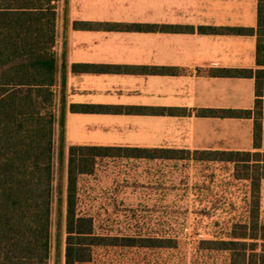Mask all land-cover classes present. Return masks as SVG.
Returning <instances> with one entry per match:
<instances>
[{"label":"crops","instance_id":"1","mask_svg":"<svg viewBox=\"0 0 264 264\" xmlns=\"http://www.w3.org/2000/svg\"><path fill=\"white\" fill-rule=\"evenodd\" d=\"M55 8L54 90L58 97L63 78L66 147L169 151L198 163H221L206 161L209 153H264L263 117L260 145L253 147L254 79L197 74L264 71V55L261 65L255 61L257 0H56ZM209 28L253 34L201 31ZM74 65L96 70L73 72ZM153 69L167 74H152ZM261 103L264 112V80ZM70 105L184 112L84 114L69 112ZM200 110L252 115L201 117Z\"/></svg>","mask_w":264,"mask_h":264},{"label":"trees","instance_id":"2","mask_svg":"<svg viewBox=\"0 0 264 264\" xmlns=\"http://www.w3.org/2000/svg\"><path fill=\"white\" fill-rule=\"evenodd\" d=\"M56 0H0V264H87L93 250L104 247L171 249V238L108 237L94 232L93 220L77 211V182L94 171L97 159H184L158 150L66 147L63 119L64 82L58 97L55 37ZM206 33L252 35V29H201ZM255 61L264 55V0H257ZM94 67L72 66L73 72ZM117 71V68L106 70ZM96 70V69H95ZM152 74H167L153 69ZM175 74V72H168ZM199 76L254 79L253 147L260 145L261 95L264 71L206 69ZM71 113L176 115L172 109L70 105ZM198 116L249 118L250 111L200 110ZM184 155V154H180ZM206 161L241 165L252 175L250 202L242 224L232 226L224 240L200 241V250L225 254L227 264H264V224L259 221L264 153H209ZM65 164V195L55 185V163ZM58 190V191H57ZM64 207L62 213L61 208ZM56 215V219H53ZM54 226V230H53Z\"/></svg>","mask_w":264,"mask_h":264},{"label":"rangeland","instance_id":"3","mask_svg":"<svg viewBox=\"0 0 264 264\" xmlns=\"http://www.w3.org/2000/svg\"><path fill=\"white\" fill-rule=\"evenodd\" d=\"M177 157L184 159H97L93 173L78 179L77 211L93 220L97 235L176 241L171 249L97 248L87 264H227L225 254L202 251L199 244L224 240L245 221L250 183L243 176L252 170ZM55 168L54 183L64 199V162ZM258 215L264 224L263 183Z\"/></svg>","mask_w":264,"mask_h":264}]
</instances>
